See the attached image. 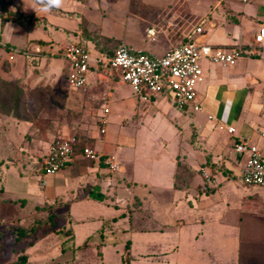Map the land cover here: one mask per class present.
<instances>
[{
    "label": "crops",
    "instance_id": "obj_1",
    "mask_svg": "<svg viewBox=\"0 0 264 264\" xmlns=\"http://www.w3.org/2000/svg\"><path fill=\"white\" fill-rule=\"evenodd\" d=\"M10 1L9 10L35 13L43 24L39 21L35 26L27 25L25 28L11 15H2L0 9V48L5 51V55L0 54V79L19 80L21 90L27 86L26 77H30V85L39 82L51 84L53 90H57L52 100L60 99L58 85L86 93L88 113L95 114L94 119L105 116L107 122L103 133L97 120L94 122L98 131L83 127L80 141L103 157L113 156L117 166L110 169L107 164L102 165L100 161L89 160L78 153L57 174L46 178L43 185L40 176L27 178L11 170L7 172L0 192L5 197L0 202L2 224L34 230L22 235L28 239L32 237L29 233L33 234V239L29 240L28 246L20 248L17 245L22 237L0 238L4 245L0 248V255L9 256L0 264H18L15 261L19 257L26 258L25 264H76L84 258L94 260L95 256L105 254L110 240L100 239L92 244L89 239L98 236L103 229L111 235L122 234V247L116 251L124 256L129 252L125 261L131 256L133 262L146 259L171 260L172 264H264V187H251L242 182L240 171L247 155H239L233 149L237 140L261 144L259 131L264 129V41L255 44L254 37L258 28L264 25V0H249L247 3L216 0L211 12L200 17L198 24H201L202 32L195 33L197 41L225 48L238 45L242 47L243 54L232 66L201 60L203 80L197 87V100L203 109L196 112L189 107L178 108L164 95L152 96V103L141 102L134 96H121L119 87L127 84L99 79L92 70L88 73L85 89H73L68 85L69 72L64 78L59 77L63 70L59 63H47L40 72L37 67L42 60L49 61L56 56L63 58L61 49L68 43H81L92 56L102 53L96 50L93 39H83L74 34L80 31L83 19L68 23L55 16H62L60 12L41 11V6L34 0L36 8L32 11L23 7L29 0ZM158 15L160 12L155 16ZM50 19L56 31L63 35L56 48L52 47V37L46 34L44 27ZM166 19L171 25L169 30L168 27L166 31L159 28L168 40L162 54L187 37L183 35L181 24L172 18ZM9 24L20 26L26 33L42 27V32L36 38L28 39L25 45L16 46L5 34ZM96 28L100 36L151 53L137 47L135 41L104 33L101 27L88 20L90 32ZM148 28L155 33L153 25L146 26L145 32ZM8 47L28 51L40 48L41 54L32 62L21 54L25 67L31 66L30 71L23 72L21 65H17L21 60L16 63L15 56L8 59ZM3 59L8 61L3 64ZM52 64L56 66H50ZM49 67H54V70L50 72ZM104 108H108V112L105 113ZM149 113L152 125L158 126L155 128L161 130V134H154L152 144L148 145L138 135L142 128H146L141 125ZM43 121L46 138L43 144H38V150L47 155L53 138L73 127H60L58 122ZM31 124L0 114L1 127H10L11 131ZM219 125L233 126L235 131L228 133L219 129ZM6 138L11 143V137ZM161 153L169 156L164 158ZM202 168L210 174L209 181L203 177ZM10 179L19 181V184L14 185V180ZM149 199H152V205ZM44 214L52 219L62 218L64 222L53 223L42 240L37 232H42L41 217ZM144 220L152 226H142ZM151 230L152 241H149L146 234ZM139 239L147 242L148 246L130 255L129 250ZM44 252L47 255L38 258L41 259L39 263L30 262L31 258ZM99 258L103 264V257Z\"/></svg>",
    "mask_w": 264,
    "mask_h": 264
},
{
    "label": "rangeland",
    "instance_id": "obj_2",
    "mask_svg": "<svg viewBox=\"0 0 264 264\" xmlns=\"http://www.w3.org/2000/svg\"><path fill=\"white\" fill-rule=\"evenodd\" d=\"M82 2L86 4H83ZM215 2L216 0H62V5L60 7H57L58 11L62 13V16H55H59L60 20H66L68 23H72L73 21L77 22L78 18L79 20L83 19L82 23L80 24V30L85 26V28L89 30L88 20H90L97 27H101L100 29H102L104 33L115 36L116 38L122 37V40H124L125 38V41H135L137 42V47H143L151 53L153 52V54L159 56L162 54L163 48L168 45L166 35L163 34L161 30H159L160 27H163L165 31L166 27H168V30L169 27H171L166 17L172 18L173 21H177L179 24H181V27H183V35H188L194 32L196 25H198L199 23L200 17L203 14H209L211 12L210 8ZM23 7L27 11H32L36 8V4L32 0H29L25 6L23 5ZM158 12H160V16L158 15L156 17L155 15ZM46 13H48V11H46ZM35 15L28 16L29 26H35L39 23V21H41V19L36 18ZM160 19L162 20L159 21ZM49 23H51L52 26H50ZM40 24H43L42 21ZM53 25L54 22L50 19L49 22H45L44 27L47 32L46 34L52 37V47L56 48L57 46H59V41L61 40L60 38H62L63 35L56 31ZM149 25L150 27L151 25L155 27V33L153 34V37L155 38L154 42L146 35L145 32V27ZM40 28H34L30 32L26 33L20 26H11L9 24V26L5 29V34L9 38H11L10 41L13 42L16 46H23L27 43L28 39L36 38L37 35L42 32ZM95 30H97V28ZM95 30H91V32ZM197 36L198 35H196L194 32L193 39L196 40ZM169 37L176 38L177 36ZM111 44H114V42H112ZM7 49L10 55L11 49L9 47ZM0 54L5 55V51L1 48ZM14 56L16 57V63L17 60H21L22 55L20 53H14ZM8 59H3L2 63L5 64ZM19 62L17 63V65H21V70L23 72H28L31 70V66L25 67L22 60L20 63ZM47 63H59L61 70L63 69L61 74H58L59 77L64 78L65 74L69 72L70 65L68 61L64 60L60 56H56L55 58L52 57L49 61L43 59L37 68L41 69ZM3 64L1 66H3ZM50 66L55 67L56 65L52 64ZM54 67H49L50 72L54 70ZM40 72H42V69L40 70ZM29 73L30 74L28 76L32 75L33 71ZM29 78L30 77H26L25 79V82L27 84V86H24L23 88V92L25 94L18 101H16L15 98H17L19 94V89L16 88H20L21 83L19 82V80L11 78H9L8 80H5L3 78L0 79L5 80L4 82L7 83L5 84L6 88L3 87V84H0V114H7L12 117L14 116V118H20L21 120L33 123L27 128L21 130L16 129L14 131H11L10 127H1L0 125V192L2 191L4 175H6V173L10 170L17 172L20 176H24L27 178L39 176L42 169L43 160L46 157V154L40 153L41 149L38 150V144H43V141L46 138V129L43 128L45 123L43 120L50 121L51 123L58 122L60 127H62V125H70L69 127H73L66 133L61 132L56 135L53 138L51 145L54 144L61 135L74 134L77 138L80 139L81 137H83L81 134H84L83 131H81L83 127H89L92 132L98 131V127L95 124L96 122H94L95 120H97V123H99L98 116L94 119L93 115L95 114L88 113L89 110L86 109L85 102L87 103L86 100L88 98L86 93L72 91L69 88L64 89L62 85H58V87L60 88V94H58V97H60V99L52 100L51 97L54 93L57 94V90L54 91L51 84H44L42 82H39L36 85H30ZM44 80H47V78ZM118 92L119 94H121V96H124L126 98L134 96L138 99L137 95L132 93L127 85L120 86ZM68 101L70 102V104L68 103ZM149 103H152V101L150 100ZM150 109L152 111V107H150ZM143 121L144 122L142 123L141 127L145 126L146 128H142V131L138 136H141L142 141L146 142V144L149 145L152 144L154 134L157 135L161 130L158 131L159 129L155 128L158 126L152 125V115L150 113L147 118L143 119ZM85 133H87V130ZM6 136L11 137V143H8L5 140L7 139ZM31 143H33V145H30ZM161 154L164 158L169 156V154L167 153ZM15 179L10 180H14V185H18L19 181ZM22 186L25 185L22 183ZM4 200L5 197L0 194V202H3ZM149 203L152 205V199H149ZM144 215L145 212L142 214V216ZM41 219L43 221V227L41 229L42 232L39 230V232L37 233L40 234L37 236L42 240L43 234H45L46 230H49L53 226V223L61 224L62 222H64V219L62 218L52 219L50 215L49 217H47L46 214H44ZM144 219H146V217ZM145 221L146 220L142 222V226H152V223L150 224L148 223V221ZM2 222L3 219H0V232H2L0 234L3 235L1 236V238H15V231L17 230V227H10V225L2 224ZM147 233V239H149V241H152V230L151 232ZM100 234L98 233V236L91 237L89 241L92 244H95L100 239L103 241L105 239L110 240V243L107 244L108 247L105 254L95 256L94 260L92 258H84V261H76V264H100L102 262V259L99 257H103V264H172L171 260L156 261L142 259L133 262L131 256H128V261H125V257H127L126 255L129 252H127L124 256L123 254H119L116 251L117 248L122 247V234L120 233L111 235L108 234L107 229H103L102 231H100ZM29 235H32V237L29 236L28 239L21 236L23 239L20 240L21 242L18 243L17 248H20L21 246H28L29 240L33 239V234L29 233ZM0 241L2 240L0 239ZM143 241V239H139V241L136 240L135 246L132 247L131 250H129L130 255H135L137 250L139 251V249H143L148 246L147 242ZM2 242H0V248L3 245ZM46 243L47 242H45V244ZM51 250L52 249H50L49 252H51ZM46 255L47 252H44L43 254H37L36 257L30 259V262L39 263L41 259L39 260L38 258ZM93 255H95V251H93ZM122 256H124L123 259L120 258ZM8 257L9 256H5L4 254H2L0 255V261L4 262L3 260L8 259ZM86 257H90V255H86ZM40 264H42V262H40Z\"/></svg>",
    "mask_w": 264,
    "mask_h": 264
},
{
    "label": "built area",
    "instance_id": "obj_3",
    "mask_svg": "<svg viewBox=\"0 0 264 264\" xmlns=\"http://www.w3.org/2000/svg\"><path fill=\"white\" fill-rule=\"evenodd\" d=\"M218 1L247 3L249 0ZM194 32H202L201 24L195 27ZM194 32L187 35L184 41L170 47L159 56L125 45H120L110 56L105 54L92 56L88 48L79 43H68L61 53L70 65L68 85L73 89H85L88 73L92 70L99 79L117 80L129 85L141 102H150L154 95H164L169 97L180 109L189 107L191 111H201L202 104L197 100V87L203 80L201 60L205 59L209 63L222 66H232L242 56L243 49L238 45L225 48L199 42L193 39ZM153 34L152 28L146 30V35L151 40H154ZM263 41L264 25L258 28L254 37L255 44L259 45ZM14 53H20L28 61H34L37 59L40 49L36 48L34 52H31L11 48L9 59H13ZM103 111L108 112V108H104ZM208 117L212 118L211 115ZM106 122L105 116H100L101 133L105 131ZM218 128L225 129L228 133L235 131L233 126L219 125ZM259 136L261 144L251 143L247 140H237L233 143V149L237 154L247 155L240 176L242 182L251 187H264V129L259 131ZM75 142L74 134H66L61 135L50 146L42 164L44 169L42 185L46 183V178L54 176L73 161ZM81 155L97 162L102 158V155L90 146H84ZM113 161V156L105 157L103 160L110 169L117 166ZM201 172L205 180L209 181L210 174L203 168Z\"/></svg>",
    "mask_w": 264,
    "mask_h": 264
},
{
    "label": "trees",
    "instance_id": "obj_4",
    "mask_svg": "<svg viewBox=\"0 0 264 264\" xmlns=\"http://www.w3.org/2000/svg\"><path fill=\"white\" fill-rule=\"evenodd\" d=\"M34 1L36 3H38V0H34ZM8 4H11V1L10 0H0L1 14L2 15L3 14L11 15L12 16V19L15 22L19 23L20 25H22L23 27L26 28L27 25H28V23H29V17L28 16H30V15H33L34 16L35 14H31V13L26 14V13H23L22 11H20V10H18V11L9 10L7 8ZM38 5L41 6L40 3H38ZM50 10L51 11H55V12L56 11L59 12L58 9H56L55 7H51ZM34 19H35V17H34ZM81 23H82V21H81ZM79 27H80V25H79ZM85 27L84 28H81L80 31L79 30L76 31L74 34L79 35L83 39H93V41L96 44V47L98 48L96 50L99 51L100 53L110 56L121 45V44H118L117 41L116 40H113L112 38H106L104 36H100L98 29L95 30V31L90 32ZM112 42H114V44H111ZM79 44L82 45L81 43H79ZM0 82H1V80H0ZM5 84H7V83L6 82H3V87L4 88H6ZM16 88L19 89V91H18L19 92L18 97L15 98V100L18 101L19 99L22 98L24 92L19 87H16ZM83 147H84V144H82L81 141H80V139L76 137V142L74 143V156L76 154H78V153L81 154ZM104 159H105V157L102 156L101 161H100V164H102V165L104 164V162H103ZM43 175H44V169L42 168L41 169V172L39 174V176H40L41 179L43 178ZM33 230H34V228L33 229L32 228L23 229V228H20L19 227L15 231V235H16L15 238L16 239H19V238H21V236L23 234H26L27 232H31ZM0 233H2V232H0ZM1 236H3V235L0 234V238H1ZM25 261H26V258L21 259L19 257L15 262L18 263V264H25Z\"/></svg>",
    "mask_w": 264,
    "mask_h": 264
},
{
    "label": "clouds",
    "instance_id": "obj_5",
    "mask_svg": "<svg viewBox=\"0 0 264 264\" xmlns=\"http://www.w3.org/2000/svg\"><path fill=\"white\" fill-rule=\"evenodd\" d=\"M41 4V11H50L51 7H60L62 5V0H38Z\"/></svg>",
    "mask_w": 264,
    "mask_h": 264
}]
</instances>
